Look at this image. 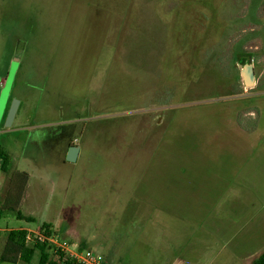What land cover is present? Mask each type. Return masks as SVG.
Listing matches in <instances>:
<instances>
[{
  "label": "rangeland",
  "instance_id": "rangeland-1",
  "mask_svg": "<svg viewBox=\"0 0 264 264\" xmlns=\"http://www.w3.org/2000/svg\"><path fill=\"white\" fill-rule=\"evenodd\" d=\"M0 145V205L28 178L0 253L10 229L47 227L109 264H253L264 0H0Z\"/></svg>",
  "mask_w": 264,
  "mask_h": 264
},
{
  "label": "trees",
  "instance_id": "trees-1",
  "mask_svg": "<svg viewBox=\"0 0 264 264\" xmlns=\"http://www.w3.org/2000/svg\"><path fill=\"white\" fill-rule=\"evenodd\" d=\"M0 161H1V170L6 173L9 166V157L6 151H4L0 145ZM14 173L11 174V176ZM15 179V178H14ZM27 174L20 173L18 177V185L13 183L14 189H17L16 195L10 193L5 198L3 205H0V215L4 210H9L16 212L18 218L22 219L21 210L15 208L20 199V193L25 189L27 182ZM14 182V180H13ZM14 195V198H12ZM5 205V206H4ZM16 205V206H15ZM28 221H31L30 218H27ZM44 229L46 234H50L47 227H41ZM26 230L24 228H15L10 229L5 234V242L0 253V263L1 262H11L13 264H29L35 255L38 256L36 264H72L71 261L59 250H56L54 246L50 243L39 242L37 240L25 241ZM79 249H81L79 247ZM253 264H264V250L258 255L254 260Z\"/></svg>",
  "mask_w": 264,
  "mask_h": 264
},
{
  "label": "built area",
  "instance_id": "built-area-1",
  "mask_svg": "<svg viewBox=\"0 0 264 264\" xmlns=\"http://www.w3.org/2000/svg\"><path fill=\"white\" fill-rule=\"evenodd\" d=\"M25 241L37 240L50 243L56 250L61 251L72 264H108V261L100 253L90 249H79L74 243L58 240L54 234H46L42 230L26 229Z\"/></svg>",
  "mask_w": 264,
  "mask_h": 264
},
{
  "label": "water",
  "instance_id": "water-1",
  "mask_svg": "<svg viewBox=\"0 0 264 264\" xmlns=\"http://www.w3.org/2000/svg\"><path fill=\"white\" fill-rule=\"evenodd\" d=\"M240 72L245 86H251L254 84V74H253L252 65L250 64V59L248 63L242 65ZM18 104L19 101H17L16 99H14V101L11 103L8 112L6 114V119H5L6 126H9L12 123ZM77 153H78V147L70 146L66 152L65 159L71 162L75 161L77 157Z\"/></svg>",
  "mask_w": 264,
  "mask_h": 264
},
{
  "label": "flooded vegetation",
  "instance_id": "flooded-vegetation-1",
  "mask_svg": "<svg viewBox=\"0 0 264 264\" xmlns=\"http://www.w3.org/2000/svg\"><path fill=\"white\" fill-rule=\"evenodd\" d=\"M249 59H250V64H251V61H252L251 57H249V58H247V59L244 58V61H243L242 64L239 66L240 70H241L242 65H244L245 63H248V62H249ZM251 65H252V64H251ZM252 68H253V65H252ZM253 74H254V69H253ZM240 75H241V72H240ZM241 78H242V76H241ZM242 81H243V80H242ZM254 83H255V76H254ZM243 84H244V83H243Z\"/></svg>",
  "mask_w": 264,
  "mask_h": 264
},
{
  "label": "crops",
  "instance_id": "crops-1",
  "mask_svg": "<svg viewBox=\"0 0 264 264\" xmlns=\"http://www.w3.org/2000/svg\"><path fill=\"white\" fill-rule=\"evenodd\" d=\"M25 229V228H24ZM108 264H109V261H108Z\"/></svg>",
  "mask_w": 264,
  "mask_h": 264
}]
</instances>
